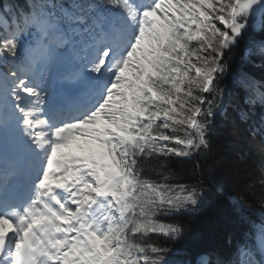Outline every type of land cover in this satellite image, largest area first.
I'll return each instance as SVG.
<instances>
[{"label":"snow or ice","instance_id":"1","mask_svg":"<svg viewBox=\"0 0 264 264\" xmlns=\"http://www.w3.org/2000/svg\"><path fill=\"white\" fill-rule=\"evenodd\" d=\"M0 264H264V0H0Z\"/></svg>","mask_w":264,"mask_h":264},{"label":"trees","instance_id":"2","mask_svg":"<svg viewBox=\"0 0 264 264\" xmlns=\"http://www.w3.org/2000/svg\"><path fill=\"white\" fill-rule=\"evenodd\" d=\"M233 65H236L238 63L237 56H233ZM226 87L231 88V80L230 78H226L224 82ZM259 194V189H253V194H250L248 196L249 202H255L256 195ZM193 220V223L197 226L201 225L202 220H206L209 222V230L212 233L210 235L208 242L213 243L216 242L218 239L222 238V232L227 231L231 228L233 222L226 217V214L223 212V210L217 209V208H211L208 209L202 217H194L191 218ZM219 221V227H216V222Z\"/></svg>","mask_w":264,"mask_h":264}]
</instances>
